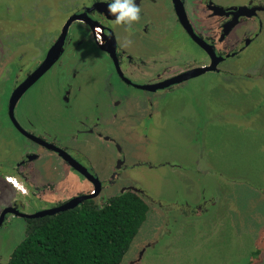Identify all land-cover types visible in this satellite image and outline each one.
I'll return each mask as SVG.
<instances>
[{
  "label": "rangeland",
  "instance_id": "obj_1",
  "mask_svg": "<svg viewBox=\"0 0 264 264\" xmlns=\"http://www.w3.org/2000/svg\"><path fill=\"white\" fill-rule=\"evenodd\" d=\"M78 1L0 0V65L11 60L18 46L44 41V35L38 37L48 24L59 26ZM146 9L155 19L150 26L155 33L144 45L147 53L158 43L168 51L163 59L173 57L179 63L202 58L175 25L170 0H155ZM261 37L245 59L264 49ZM156 55L162 57L163 51ZM9 86L0 83L4 113ZM103 88L100 84L99 91ZM170 90L149 94L130 89L134 107L129 119L107 121L112 127L107 133L132 161L104 194L133 185L159 207L148 211L121 264H264V83L237 75L223 81L209 73ZM2 127L5 156L19 137L6 122ZM11 137L15 144L8 143ZM75 147L91 151L99 175L110 176L118 160L116 146L110 150L89 139L75 142ZM38 170L53 189L41 202L28 197L32 205L52 206L90 190L82 176L64 168L54 155H47ZM13 194L4 191L7 198ZM14 231L9 226L0 239H17L20 233Z\"/></svg>",
  "mask_w": 264,
  "mask_h": 264
},
{
  "label": "flooded vegetation",
  "instance_id": "obj_2",
  "mask_svg": "<svg viewBox=\"0 0 264 264\" xmlns=\"http://www.w3.org/2000/svg\"><path fill=\"white\" fill-rule=\"evenodd\" d=\"M135 3L141 9L140 19L128 27L116 24L105 0H80L76 8L64 15L59 26L52 29L48 24L47 31L38 37L44 35V41L33 40L30 46H18L7 65H0V83H10L5 113L0 103V234L6 236L5 230L13 225L20 233L11 241L0 239V264L11 260L25 238L28 221L37 219L34 215L72 200L86 197L74 208L85 201L103 207L111 197L131 192L144 200L149 211L159 210L143 190L133 185H124L109 196L104 194L126 173L124 166L129 161L122 146L107 133L112 128L107 121L129 119L134 107L130 89L155 94L178 89L209 73L223 81L237 75L242 80L264 83V49L252 60L245 59L247 52L260 45L264 34V0H170L175 25L203 54L197 60L189 58L179 63L173 57L163 59L168 51L158 43L147 53L144 45L148 35L155 33L150 30L155 19L146 6L153 5L155 0H135ZM74 15L79 17L67 28L59 57L11 105L12 94L40 69L45 54L58 42L64 24ZM159 51H163L162 57H157ZM204 68L213 70L183 79ZM100 84L103 91H99ZM151 103L150 100L148 105L152 106ZM3 122L19 137L17 144L15 138L8 139V143L10 140L15 145L8 148L5 156ZM89 139L110 150L111 145L116 146L118 160L108 178L103 173L99 175L91 151L84 153L75 147V142L83 144ZM47 155H54L64 168L82 176L91 185L89 192L52 206L32 205L33 198L41 202L53 189L38 170V164ZM7 189L14 192L10 198L4 196Z\"/></svg>",
  "mask_w": 264,
  "mask_h": 264
},
{
  "label": "trees",
  "instance_id": "obj_3",
  "mask_svg": "<svg viewBox=\"0 0 264 264\" xmlns=\"http://www.w3.org/2000/svg\"><path fill=\"white\" fill-rule=\"evenodd\" d=\"M148 205L137 194L92 201L28 221L25 238L8 264H121L147 219Z\"/></svg>",
  "mask_w": 264,
  "mask_h": 264
},
{
  "label": "water",
  "instance_id": "obj_4",
  "mask_svg": "<svg viewBox=\"0 0 264 264\" xmlns=\"http://www.w3.org/2000/svg\"><path fill=\"white\" fill-rule=\"evenodd\" d=\"M79 15H74L72 17H70L68 19V21L64 24L63 29H62V34L59 37L58 42H56L50 49L49 51L45 54V57L43 59V63L40 67V69L38 71H36L31 78H29L27 80V82L20 87L19 89H17L11 96V100H10V104L13 105L16 100L20 97V95L23 93V91L31 84L33 83L38 77L39 75H41L46 69L47 67H49L60 55L61 51H62V41H63V37L64 34L67 30V28L69 27V25L73 22L76 21V19H78ZM209 70H213V68H204V69H198L192 73H190L189 75H187V77H184L183 79H188L190 77H194L199 75L200 73H203L205 71H209ZM174 83V82H171ZM72 163V162H71ZM72 165L74 167H77V165L73 162ZM86 199V197H81L75 200H72L71 202L67 203L66 205L53 209V210H48V211H43L40 213H37L36 215L33 216V218H41L44 217L46 215H54L56 213L59 212H63L65 210L68 209H73L78 203H80L82 200ZM32 217V216H31Z\"/></svg>",
  "mask_w": 264,
  "mask_h": 264
},
{
  "label": "clouds",
  "instance_id": "obj_5",
  "mask_svg": "<svg viewBox=\"0 0 264 264\" xmlns=\"http://www.w3.org/2000/svg\"><path fill=\"white\" fill-rule=\"evenodd\" d=\"M108 4V12L115 17L116 24L130 27L140 19V7L135 0H105Z\"/></svg>",
  "mask_w": 264,
  "mask_h": 264
}]
</instances>
